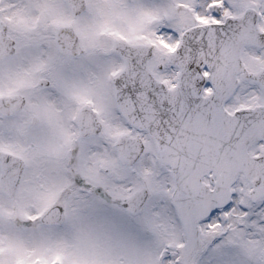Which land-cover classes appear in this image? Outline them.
Wrapping results in <instances>:
<instances>
[{
	"label": "snow or ice",
	"instance_id": "1",
	"mask_svg": "<svg viewBox=\"0 0 264 264\" xmlns=\"http://www.w3.org/2000/svg\"><path fill=\"white\" fill-rule=\"evenodd\" d=\"M0 264H264V0H0Z\"/></svg>",
	"mask_w": 264,
	"mask_h": 264
}]
</instances>
